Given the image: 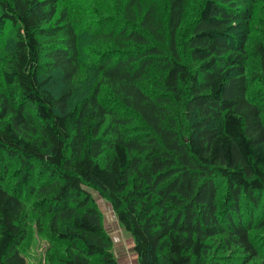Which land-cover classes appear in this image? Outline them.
I'll return each mask as SVG.
<instances>
[{
	"label": "trees",
	"instance_id": "obj_1",
	"mask_svg": "<svg viewBox=\"0 0 264 264\" xmlns=\"http://www.w3.org/2000/svg\"><path fill=\"white\" fill-rule=\"evenodd\" d=\"M97 2L0 0V264H117L90 190L136 264H264V0Z\"/></svg>",
	"mask_w": 264,
	"mask_h": 264
},
{
	"label": "rangeland",
	"instance_id": "obj_2",
	"mask_svg": "<svg viewBox=\"0 0 264 264\" xmlns=\"http://www.w3.org/2000/svg\"><path fill=\"white\" fill-rule=\"evenodd\" d=\"M86 1L91 5L89 11L94 12L92 2L98 4L97 0ZM108 2L113 3V0H108ZM10 40V29H5L0 32V53L7 47ZM55 74L57 75V73ZM255 89L257 88L253 86L251 91L256 92ZM90 191L102 214L104 230L112 240V251L116 257L117 264H136L135 256L131 250V245H133L131 236L116 219L109 202L103 199L95 190ZM30 225L31 227L29 228L27 237L20 246V251L25 257L26 264H54L49 258V251H51L50 249L54 242L51 243L48 238L38 233L34 223L31 222Z\"/></svg>",
	"mask_w": 264,
	"mask_h": 264
},
{
	"label": "crops",
	"instance_id": "obj_3",
	"mask_svg": "<svg viewBox=\"0 0 264 264\" xmlns=\"http://www.w3.org/2000/svg\"><path fill=\"white\" fill-rule=\"evenodd\" d=\"M133 242V241H132ZM131 250H132V252H133V254H134V256H135V260H136V254H135V252H134V250H133V245H131Z\"/></svg>",
	"mask_w": 264,
	"mask_h": 264
}]
</instances>
